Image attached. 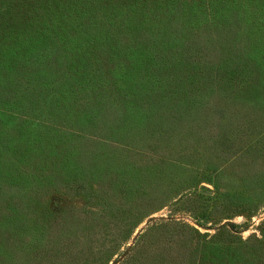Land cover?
<instances>
[{"label": "trees", "instance_id": "1", "mask_svg": "<svg viewBox=\"0 0 264 264\" xmlns=\"http://www.w3.org/2000/svg\"><path fill=\"white\" fill-rule=\"evenodd\" d=\"M260 84L264 0H0V264H264V222L229 243L155 215L156 186L188 182L179 134L205 137L217 174Z\"/></svg>", "mask_w": 264, "mask_h": 264}, {"label": "rangeland", "instance_id": "2", "mask_svg": "<svg viewBox=\"0 0 264 264\" xmlns=\"http://www.w3.org/2000/svg\"><path fill=\"white\" fill-rule=\"evenodd\" d=\"M248 88L246 87L243 93H246ZM249 91L262 100L260 107L252 106L251 109L254 111L247 110L242 113V117L252 118L253 130L243 132L241 131L242 128L238 131L232 128L228 133L230 135H227L228 140L222 139L216 146L217 150L221 148L220 153H218L221 158L218 160V165L213 167L214 169L218 168L217 174L214 175V173L205 170L206 166L214 165L216 162L215 158L212 157L213 155L209 154L210 150L203 141L205 137L203 139L198 138L197 133L191 129H188L185 134H179L180 140L175 145L185 147L181 144L186 143L189 155H193L188 160H181L180 168L186 172L188 182L184 183L185 186L182 188L181 185L177 187L180 181H168L171 185L164 182L160 186H156V188H160L157 196L164 197V201L166 200L164 203L167 204L155 214L156 216L164 219L172 217V219L181 221L184 225L198 230L201 236L206 233L205 239L235 243L238 240L249 241L260 236L262 222H264L263 207L256 209L253 207L249 209L243 207L223 208L215 197V192L219 189L221 194L228 199L241 198L264 201V153L262 152L264 151V90L260 84V86L253 87ZM205 128L208 130L201 129L203 130L201 132H205L207 135L214 131L215 126L207 124ZM177 132H180V128H177ZM151 140L154 141V139ZM164 141L169 140L164 139ZM253 143H256L253 148L241 149L242 146ZM195 146L199 149H196ZM187 147H185L186 150ZM166 156L171 157L170 154ZM227 161L233 162L234 166L229 167ZM154 162L153 160L149 161L151 164ZM204 171L208 172L209 176L203 174ZM185 192H199L200 201H182L180 196H183ZM83 201V198L77 196L54 194L49 199V206L67 207L71 204L79 206ZM189 202L192 206L189 205ZM196 205L197 207H195ZM224 222L226 226L221 227L220 225ZM183 229L186 230L187 227H180L179 231ZM171 230L172 234L175 235L174 229ZM183 233L187 234L186 232ZM201 236L196 237V240L202 241L203 237Z\"/></svg>", "mask_w": 264, "mask_h": 264}]
</instances>
